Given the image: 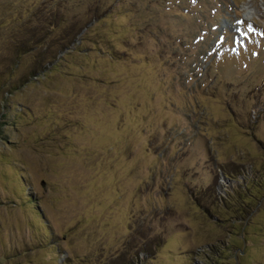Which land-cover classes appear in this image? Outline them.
I'll return each mask as SVG.
<instances>
[{
	"label": "rangeland",
	"instance_id": "obj_1",
	"mask_svg": "<svg viewBox=\"0 0 264 264\" xmlns=\"http://www.w3.org/2000/svg\"><path fill=\"white\" fill-rule=\"evenodd\" d=\"M0 264H264V0H0Z\"/></svg>",
	"mask_w": 264,
	"mask_h": 264
},
{
	"label": "trees",
	"instance_id": "obj_2",
	"mask_svg": "<svg viewBox=\"0 0 264 264\" xmlns=\"http://www.w3.org/2000/svg\"><path fill=\"white\" fill-rule=\"evenodd\" d=\"M208 247H209V248H213V252H214V253H217L214 247H212V246H210V245H208Z\"/></svg>",
	"mask_w": 264,
	"mask_h": 264
},
{
	"label": "snow or ice",
	"instance_id": "obj_3",
	"mask_svg": "<svg viewBox=\"0 0 264 264\" xmlns=\"http://www.w3.org/2000/svg\"><path fill=\"white\" fill-rule=\"evenodd\" d=\"M237 23H241L240 21H238ZM252 29H251V26H249V31H251Z\"/></svg>",
	"mask_w": 264,
	"mask_h": 264
}]
</instances>
